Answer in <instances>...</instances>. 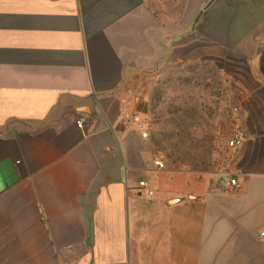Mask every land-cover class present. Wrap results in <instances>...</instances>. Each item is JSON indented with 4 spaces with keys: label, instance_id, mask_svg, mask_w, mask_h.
<instances>
[{
    "label": "crops",
    "instance_id": "1",
    "mask_svg": "<svg viewBox=\"0 0 264 264\" xmlns=\"http://www.w3.org/2000/svg\"><path fill=\"white\" fill-rule=\"evenodd\" d=\"M171 60L233 65L222 168L141 137ZM262 232L264 0H0V264H264Z\"/></svg>",
    "mask_w": 264,
    "mask_h": 264
},
{
    "label": "rangeland",
    "instance_id": "2",
    "mask_svg": "<svg viewBox=\"0 0 264 264\" xmlns=\"http://www.w3.org/2000/svg\"><path fill=\"white\" fill-rule=\"evenodd\" d=\"M228 61L233 63V59ZM213 63L171 60L145 78L151 88V115L146 121L145 139L151 140L164 166L202 171L223 167L228 112L225 98L215 92V86L222 84L217 77L223 78L227 71H219L218 67L233 65ZM235 71L243 70L231 69Z\"/></svg>",
    "mask_w": 264,
    "mask_h": 264
},
{
    "label": "built area",
    "instance_id": "3",
    "mask_svg": "<svg viewBox=\"0 0 264 264\" xmlns=\"http://www.w3.org/2000/svg\"><path fill=\"white\" fill-rule=\"evenodd\" d=\"M238 113L239 109L237 107H233L230 109V122H231V131H230V138L227 140V146L231 149H238L241 147L245 140V134L243 130L237 125L238 123ZM86 119L83 116H79L75 120V126L79 130H83L85 126ZM140 134L142 138L147 137V132L144 124L140 125ZM154 164L157 168L162 169L164 168V163L161 159H156ZM219 184L221 187L227 190H231L237 187V181L230 177V176H222L219 180ZM139 189L148 190L149 184L146 181H140L138 183ZM148 195H152L151 191H148ZM264 236V232L261 233Z\"/></svg>",
    "mask_w": 264,
    "mask_h": 264
},
{
    "label": "trees",
    "instance_id": "4",
    "mask_svg": "<svg viewBox=\"0 0 264 264\" xmlns=\"http://www.w3.org/2000/svg\"><path fill=\"white\" fill-rule=\"evenodd\" d=\"M164 154V153H163ZM170 158V156H168Z\"/></svg>",
    "mask_w": 264,
    "mask_h": 264
}]
</instances>
